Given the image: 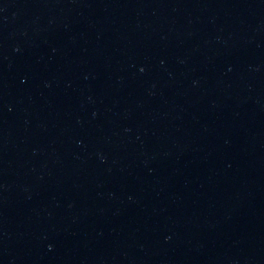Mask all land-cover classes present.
Here are the masks:
<instances>
[{
	"label": "water",
	"instance_id": "95a60500",
	"mask_svg": "<svg viewBox=\"0 0 264 264\" xmlns=\"http://www.w3.org/2000/svg\"><path fill=\"white\" fill-rule=\"evenodd\" d=\"M0 264H264V0H0Z\"/></svg>",
	"mask_w": 264,
	"mask_h": 264
}]
</instances>
